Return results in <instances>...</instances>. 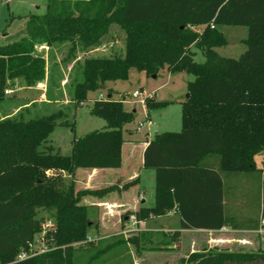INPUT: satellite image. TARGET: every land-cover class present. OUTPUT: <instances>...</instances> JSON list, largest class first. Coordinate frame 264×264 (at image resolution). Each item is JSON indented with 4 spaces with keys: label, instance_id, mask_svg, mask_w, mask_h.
<instances>
[{
    "label": "trees",
    "instance_id": "1",
    "mask_svg": "<svg viewBox=\"0 0 264 264\" xmlns=\"http://www.w3.org/2000/svg\"><path fill=\"white\" fill-rule=\"evenodd\" d=\"M114 25L124 33V54L86 57ZM225 25L248 29L243 40L247 49L238 59L216 53L227 45L219 31ZM65 46L69 52L60 64L77 68L62 86L63 68L56 64L49 71L46 56L52 48ZM196 50L202 52L203 63L195 61ZM79 51L84 52L80 64ZM132 68L150 76L166 69L194 77L188 83L189 98L182 103V132L156 134L144 151V168L155 172V200L153 207L135 212L136 219L176 211L184 230L247 228L225 210L224 180L243 176L257 183L259 221L251 228H259L264 220V169L257 170L255 157L264 152V0H48L43 15L28 18L26 36L0 48V103L10 89L47 82V101L20 105L15 114L0 116V264H79L85 255L92 256L87 261L91 264L108 252L111 246L105 241H88L91 221L81 201L112 188L76 192L65 176L74 177L78 169L120 168L122 128L132 118L124 101L110 96L92 100L91 115L107 126L75 140L70 156L39 147L56 127L72 126L67 120L71 106L90 101L89 94L109 82L127 80ZM67 86L66 104L60 97ZM57 103V111H47ZM156 104L149 98L144 102L147 109ZM39 207L56 213L45 237L50 250L16 261L41 231ZM130 242L138 243L136 237ZM191 262L264 264V250L198 253Z\"/></svg>",
    "mask_w": 264,
    "mask_h": 264
},
{
    "label": "rangeland",
    "instance_id": "2",
    "mask_svg": "<svg viewBox=\"0 0 264 264\" xmlns=\"http://www.w3.org/2000/svg\"><path fill=\"white\" fill-rule=\"evenodd\" d=\"M48 0H0V48L13 44L26 36V22L32 15H43L46 11ZM219 31L225 36L227 45L225 47L216 48V53L224 58L238 59L247 49L243 42L248 37V29L239 26H221ZM41 51L43 48H40ZM40 51V50H39ZM46 51V50H45ZM125 51V36L122 30L116 25L111 27L108 35L103 39L101 46L86 55V57H110L111 55H122ZM48 52V51H47ZM69 46L61 48H52L49 51L48 67L49 71L53 70L57 64L62 67L59 60H63L68 55ZM79 64L82 63L84 52L77 53ZM194 59L197 63H203L205 58L200 50H196ZM65 82L68 81L77 65L63 66ZM154 76V75H153ZM147 75L143 71L130 69L127 80H119L109 82L99 90L89 94L90 101L72 109L68 114V121L72 126H58L49 136L46 143L39 147V151H48L52 148L53 153L61 156H70L72 144L75 140L81 139L83 136L94 131L103 130L107 126V122L101 118L91 115L90 110L93 106L92 100H106L111 97L113 100H122L123 108L132 115L131 120L122 128V138L126 142H143L145 140H153L156 134L172 133L179 134L182 132V103L186 100L188 94V83L194 79L193 75L180 72L169 73L166 69L161 70L155 77ZM41 87H39L40 89ZM64 94L60 100L68 103L67 86L63 89ZM10 94H6L7 99L0 103V116L10 114L12 110L23 103L31 102L38 99V90H18L10 89ZM142 93L139 99L131 98L134 92ZM16 96V97H15ZM149 98L157 103L147 109L141 102ZM61 103L51 105L47 111L55 112ZM36 112V110H32ZM142 124L140 128L139 125ZM255 165L257 170L264 169V152L259 153L255 157ZM240 177L226 178V197H227V214L235 217L240 223L247 224L248 218L258 215V202L254 198V192L251 182ZM75 179V178H74ZM72 180L66 179L69 184ZM84 177L78 175L76 182L73 181L75 191H82L81 183ZM144 191L147 205H154L155 200V172L149 170L143 175ZM260 189V186H259ZM56 213L53 209L46 207L37 208V219L41 222V231L35 235V241L43 234V226L54 227ZM89 219L92 222V215L89 212ZM123 219L121 220V223ZM160 222V221H158ZM93 225V224H92ZM91 229L89 234L92 235L94 230ZM228 233H204L189 232L184 240L183 248L186 255L187 264H192V257L198 253H207L220 251L223 253L249 254L259 250H264V238L256 236L252 233L251 225L244 229H233L228 227ZM159 241L163 238L159 236ZM158 241V240H157ZM179 242V236L173 235L171 242ZM164 241L155 243V249L167 250L168 245ZM179 248H181L180 242ZM36 245H39L38 243ZM219 245V246H213ZM211 249L208 250V247ZM213 247V248H212ZM216 247V248H215ZM172 249V248H170ZM79 264H90L87 261ZM95 264V262L91 263Z\"/></svg>",
    "mask_w": 264,
    "mask_h": 264
},
{
    "label": "crops",
    "instance_id": "3",
    "mask_svg": "<svg viewBox=\"0 0 264 264\" xmlns=\"http://www.w3.org/2000/svg\"><path fill=\"white\" fill-rule=\"evenodd\" d=\"M42 50H46L45 52H47V48ZM64 82L65 79L61 82L62 86H64ZM39 87L41 88L39 89ZM46 89V81L39 84L36 88L18 89L38 90L39 92L38 99L23 103L22 105L47 101L45 96ZM19 109L20 106L14 108L9 115L15 114ZM151 141L152 140H145L143 142L124 143L120 168L78 169L74 177H72L76 179L79 174L84 177L81 183L83 190L103 191L112 188V190L106 191V193L99 197L87 196L81 201L83 205L87 206L88 216L89 212L92 215L91 225L93 224L92 229L94 233L92 235L89 234V238H92L94 242L105 241L104 244L111 246L107 253L101 255V257L94 258L95 264H187L183 261L186 255L182 251H184L183 244L185 237L189 232L228 233L231 231L228 227L220 231L181 229L180 217L176 211H174L161 218H150L147 221H142L144 222V227L141 231L125 235V233H127L128 217L134 215L135 212L142 208L152 207L147 205V200L144 197L143 180V175L145 172L149 171L143 166L144 151ZM72 178L70 176H65V179L71 180ZM75 179L73 180L74 182H76ZM250 185L253 187L255 198L257 189L256 180H252ZM225 210L227 213V199ZM122 219L123 222L121 223ZM258 221L259 218L255 214L254 217L248 218L246 226L257 225ZM258 226H260V224ZM251 231L258 236L254 232L255 230ZM173 235L179 236L181 248H179L178 241L175 243L171 242ZM159 236L163 237L161 241L165 240L164 244L168 245L166 249H169V251L157 250L158 248H154L155 243L161 242L159 241ZM133 237L137 238V244L130 242V239ZM209 249H211L210 246L208 247V250ZM90 257L92 256L85 255L82 257L81 262L90 261Z\"/></svg>",
    "mask_w": 264,
    "mask_h": 264
},
{
    "label": "built area",
    "instance_id": "4",
    "mask_svg": "<svg viewBox=\"0 0 264 264\" xmlns=\"http://www.w3.org/2000/svg\"><path fill=\"white\" fill-rule=\"evenodd\" d=\"M211 29H214V26H211ZM10 93H11V91H6L5 92V94H10ZM141 97H142V93L137 92V91L134 92L132 94V96H131V98H134V99H139ZM141 102L144 104L145 99L144 100H141ZM139 127L141 128L142 127V124H140ZM152 218H154V217L152 216ZM47 227L46 226H43V228H44L43 234L40 237H38V239L36 241H35V238H34V241L29 246L28 249L21 250V252L17 256L16 261L26 260V259L35 257L37 255L43 254V253H45V252H47V251L50 250L48 248V246H47L46 238L45 237H46L47 231L53 229V227H49V229L46 230ZM143 227H144V222L138 221L136 219V216L135 215L129 216L128 217L127 233H125V235L131 234V233H134V232L141 231ZM254 232L258 236L264 238V220H261L260 221L259 228L257 230H255ZM88 241H94V240L92 238H88ZM37 243L39 245H36ZM79 244L81 245L82 243H79ZM79 244H76V245H79Z\"/></svg>",
    "mask_w": 264,
    "mask_h": 264
},
{
    "label": "water",
    "instance_id": "5",
    "mask_svg": "<svg viewBox=\"0 0 264 264\" xmlns=\"http://www.w3.org/2000/svg\"><path fill=\"white\" fill-rule=\"evenodd\" d=\"M153 77H155V75ZM188 98H189V95H187L186 99H188Z\"/></svg>",
    "mask_w": 264,
    "mask_h": 264
}]
</instances>
